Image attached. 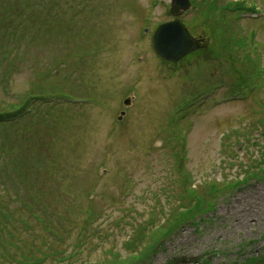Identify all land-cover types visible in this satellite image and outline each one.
I'll list each match as a JSON object with an SVG mask.
<instances>
[{
    "label": "rangeland",
    "instance_id": "obj_1",
    "mask_svg": "<svg viewBox=\"0 0 264 264\" xmlns=\"http://www.w3.org/2000/svg\"><path fill=\"white\" fill-rule=\"evenodd\" d=\"M190 1L0 0V264H264V0Z\"/></svg>",
    "mask_w": 264,
    "mask_h": 264
},
{
    "label": "water",
    "instance_id": "obj_2",
    "mask_svg": "<svg viewBox=\"0 0 264 264\" xmlns=\"http://www.w3.org/2000/svg\"><path fill=\"white\" fill-rule=\"evenodd\" d=\"M189 5V0H172V10L177 8L186 10ZM153 47L161 57L177 61L183 55L197 48V40L190 36L179 20H175L161 24L156 29L153 35ZM182 261V257H179L169 261L167 264H175Z\"/></svg>",
    "mask_w": 264,
    "mask_h": 264
},
{
    "label": "trees",
    "instance_id": "obj_3",
    "mask_svg": "<svg viewBox=\"0 0 264 264\" xmlns=\"http://www.w3.org/2000/svg\"><path fill=\"white\" fill-rule=\"evenodd\" d=\"M34 98V97H33ZM196 204V203H195ZM189 210H185V212H183V214H185L186 212H188V213H191L192 212V209L191 208H189V207H187ZM174 212V211H173ZM26 262H31L30 260H26Z\"/></svg>",
    "mask_w": 264,
    "mask_h": 264
}]
</instances>
